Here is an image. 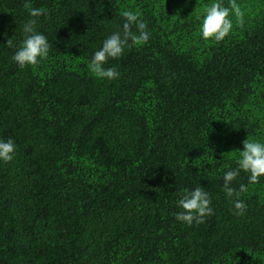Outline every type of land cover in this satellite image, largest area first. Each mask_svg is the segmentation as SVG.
<instances>
[{
    "label": "trees",
    "instance_id": "obj_1",
    "mask_svg": "<svg viewBox=\"0 0 264 264\" xmlns=\"http://www.w3.org/2000/svg\"><path fill=\"white\" fill-rule=\"evenodd\" d=\"M214 2L0 0V141L15 145L0 160V264H264V176L232 182L243 215L223 190L243 141L264 143V0H236L244 24L230 17L220 42L201 34ZM124 11L150 39L103 65L118 78L96 77ZM33 19L51 47L21 69ZM198 186L213 214L189 226L175 217Z\"/></svg>",
    "mask_w": 264,
    "mask_h": 264
},
{
    "label": "clouds",
    "instance_id": "obj_2",
    "mask_svg": "<svg viewBox=\"0 0 264 264\" xmlns=\"http://www.w3.org/2000/svg\"><path fill=\"white\" fill-rule=\"evenodd\" d=\"M24 7L29 9L30 16L39 17L46 14L43 8H32L29 3ZM204 18L201 27V34L205 40L223 41L233 29L234 16L236 24L243 26L244 11L236 0H229V7H225L222 0L212 3L204 9ZM122 16L126 22L123 24V35L117 32L104 40L102 48L96 51L89 64L90 71L99 78L116 79L120 73L115 68L105 69L103 67L110 58L120 57L129 40L133 45H143L150 39V33L146 30L147 24L139 19L140 14L133 11H124ZM36 20H30L24 26L25 39L13 56V60L23 69L26 66H38L42 60L47 59L51 45L47 37L34 31ZM135 25L139 34L132 32ZM7 45L12 46V41L7 40ZM243 151H240V158L237 161L238 167L227 171L223 177V190L227 197H236L235 209L237 215H243L246 205L239 199L241 193L247 191V187L240 185L239 191L231 187L232 182L238 177L240 171L250 173L249 182L258 183L259 178L264 176V143L253 141L247 138L243 141ZM15 153L14 142L9 139L7 142L0 141V160L11 162ZM211 199L203 187H196L194 190H184V195L179 200V207L182 211L176 214V220L191 226L193 222L200 224L206 216L213 214Z\"/></svg>",
    "mask_w": 264,
    "mask_h": 264
}]
</instances>
